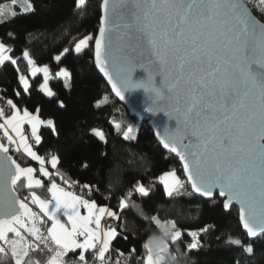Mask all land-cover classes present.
Returning a JSON list of instances; mask_svg holds the SVG:
<instances>
[{"label": "snow or ice", "instance_id": "1", "mask_svg": "<svg viewBox=\"0 0 264 264\" xmlns=\"http://www.w3.org/2000/svg\"><path fill=\"white\" fill-rule=\"evenodd\" d=\"M85 2L76 0V8L80 9ZM260 3L264 4V0ZM102 9L99 34L95 37V63L108 78L113 91L121 100L130 90L143 88L150 93L152 103L146 111L163 112L169 120L176 121L175 130L165 128L160 143L179 156L192 191L208 198L218 191L220 197L227 198L223 205L225 210L234 202L239 203V222L247 236L264 235V73H257L252 68L257 59L264 66V25L251 18L240 0H120L111 8L109 0H103ZM23 10L32 11V5L27 4ZM125 12L128 15L122 26L113 22L114 17ZM114 31L120 33L122 49L119 54L112 51ZM92 38L89 35L80 40L74 51L81 53ZM124 48L129 51L125 52ZM11 52L10 47L0 42V66L8 61L17 64ZM137 54L140 63L133 65L130 61ZM23 59L32 77L43 74L39 91L49 98L54 97L56 93L48 84L52 79L49 68L37 67L28 51L23 52ZM55 60L59 63L61 56L57 55ZM110 64L117 69L116 76L110 71ZM135 67L147 71L146 80L132 81ZM157 75L162 77L159 88L154 85ZM56 78L63 79L66 88L70 87L71 77L67 70L61 68ZM18 79L27 94L28 79L23 74H19ZM7 105L11 114L6 115L0 108V129L8 144L0 143V153L7 154L10 147L15 151L22 149L40 164V175L49 178L45 160L33 150L23 125L30 127L32 140L40 145L41 126L56 132L54 121L42 120L39 108L32 114L27 108L21 112L12 99L7 100ZM60 107H64L63 101H60ZM115 127L119 129L120 124ZM132 132L130 126L124 131L123 139L135 140L137 137ZM95 136L104 140L98 131ZM49 163L55 169L58 157L52 155ZM2 174L6 186L10 180L12 191L0 207V253L10 250L14 264H24L29 252L43 244L52 252L47 264H66L64 257L76 250H80V264H89L86 257L89 250H92L94 264H113L108 253L113 240L120 234L116 227L102 225V219L119 220L117 212L52 182L48 187L50 200L29 193L30 203L51 221L44 235L38 226L44 221L29 206V198L20 199L15 193V186L22 178L24 187L29 190L42 186V181L34 178V169L21 167L7 157ZM159 181L169 197L184 187L175 171L161 175ZM65 183L73 186L68 181ZM82 188L89 189L91 194L89 184H83ZM135 192L149 195L139 183ZM132 195L129 191L119 200L121 212L128 207ZM81 208L86 214H81ZM61 215L67 223L61 222ZM152 220L166 239L155 245L156 255H153L152 241L143 245L147 253L143 264H163L165 256L170 254L169 240L177 244L182 239V232L175 223L162 224L155 216ZM209 227L187 233L191 237V243L186 245L189 251L200 247L199 236ZM24 233L32 237V241L27 240ZM229 243L242 247L249 255L254 253L252 243L244 245L239 238L230 239ZM131 252L135 253L136 249ZM120 255L124 254L121 252ZM115 264H120L119 258Z\"/></svg>", "mask_w": 264, "mask_h": 264}, {"label": "trees", "instance_id": "2", "mask_svg": "<svg viewBox=\"0 0 264 264\" xmlns=\"http://www.w3.org/2000/svg\"><path fill=\"white\" fill-rule=\"evenodd\" d=\"M100 2L86 0L85 5L77 9L76 0H0V42L12 49L10 55L17 60L16 65L8 61L0 66V101L5 106L7 100L12 99L20 110L27 108L30 112L39 108L42 120L52 119L56 132L41 127V144L35 145L34 150L46 159L52 155L59 159L57 167L50 170L49 178H45L32 159L10 147L7 154L11 159L21 167H32L34 178L42 181L41 187L34 186L29 190L24 187L22 178L15 186L16 195L20 199L29 198V206L44 221L38 226L46 235L51 223L36 205L30 203L29 193L50 200L48 187L52 182L67 189L65 181L81 186L89 184L91 194L86 189V196L79 192L76 195L118 213L120 218L115 221L120 235L113 240L108 257H117L122 264H143L147 254L143 245L150 238L162 237L161 230L152 220L154 216L162 224L175 223L182 232V239L177 244L169 240L170 254L175 255L176 264H264V235L250 241L241 229L236 208L231 207L225 212L217 195L209 201L193 195L177 158L161 149L147 122H139L129 115L95 70L93 39L99 26ZM27 4L32 5V11L23 10ZM249 7L264 23V4L252 2ZM83 33L93 37L85 50L77 54L69 49L58 63L55 56L64 52L71 40ZM24 51L29 52L37 66L49 68L52 79L48 84L56 93L54 97L49 98L39 91L43 77L41 74L29 75L27 62L23 59ZM61 68L70 73L68 88L63 80L56 78ZM19 74L28 78L30 88L27 94L20 86ZM60 101L64 103L63 108ZM116 124H120L119 129ZM135 125L139 126L137 138L125 141L124 131ZM95 129L102 132L103 141L95 136ZM0 143L7 145L1 135ZM171 171L176 172L184 187L169 197L159 177ZM138 183L148 190V196L135 192ZM129 191L133 195L128 207L121 212L119 200ZM123 219L137 228L135 235L121 230ZM205 226L211 227L200 234V247L189 251L186 245L191 243V237L187 233ZM24 235L32 241L27 233ZM12 238L9 234V239ZM235 238L241 239L244 245L252 243L254 253L249 255L242 247L231 245L229 240ZM49 244L54 247L51 242ZM133 248L135 253L131 252ZM51 255L52 252L40 244L38 249L29 252L24 264H46ZM64 258L66 264H76L75 256L68 253ZM0 264H14L10 250L0 253Z\"/></svg>", "mask_w": 264, "mask_h": 264}, {"label": "water", "instance_id": "3", "mask_svg": "<svg viewBox=\"0 0 264 264\" xmlns=\"http://www.w3.org/2000/svg\"><path fill=\"white\" fill-rule=\"evenodd\" d=\"M240 2L242 4H244L245 8L248 11V14L251 16L252 19L256 20L259 24L264 25V23L261 22L254 15V13L251 11L249 5L244 0H240ZM102 3H103V0H101V2H100V19L103 15ZM119 3H120V0H109V7L111 8V6L113 4H119ZM127 15L128 14L126 12L123 15L118 14L116 17L113 18V22L122 26L123 23L125 22V18L127 17ZM100 19H99V26H98L97 32H96L94 39H93V66H94L95 70L101 76V78L103 79L105 84L107 85L112 96L115 97L117 99V101L125 107V109L129 113V115L134 117L139 122H147L148 127L151 129L156 141L161 146V149L165 153L171 154L177 158L178 163L182 169L183 177L185 178V180L187 182V177L183 171V163L181 162L179 156L176 155V153H173V152L169 151L168 149L164 148L163 145L160 143V140L164 134L165 128L167 127L170 131L175 130V128L177 126L176 121L174 119L169 120V118L163 112H158V113L153 114L149 111H146V109L149 107V105L152 103V101H151V94L148 92H145V90L143 88L136 89V90H130V91L126 92L124 94V96H125L124 100H121L120 97H118L116 95V93L113 91L112 85L108 82V78L105 77L104 74L96 66V63H95V37L99 34L98 30L100 27ZM119 37H120L119 32L114 31L112 33V45H113L112 51L116 54H119L121 49H122V45H121ZM123 50L125 52L129 51L127 48H124ZM147 58H148V54L146 52L145 56H144L145 62L147 61ZM130 63L133 65L139 64L140 63L139 55L138 54L133 55ZM109 67H110V71L112 72L113 76H116L117 69L113 68L111 64ZM252 68L257 73H264V66H262V62L259 59H257V62L253 63ZM146 78H147V71H144L143 69H141L139 67L134 68V72L132 74V81L134 83L146 80ZM161 79H162V77L159 75L154 77L155 87L159 88L161 86ZM7 157H10V156L8 154L0 153V207H2L5 204L7 195L10 194V192L12 191V186L10 184V180L7 182V186H6L5 180H4V177L2 174V168H3L4 163L7 161ZM9 167H11L10 163H9ZM188 185H189L190 190L193 193V195L200 197L205 201L212 200L214 195H217L218 198L220 200H222V203L224 205V202L227 199L226 197H220L218 191L214 192V195L211 198L203 197V196L199 195L198 193H194L191 189V185L189 183H188ZM231 207H234L237 209L238 218H239V211H240V207H241L240 204L234 202L232 205H230L229 209L225 210L224 206H223V209L225 212H228ZM240 226H241V224H240ZM241 229H242L243 233L247 236V234H246L245 230L242 228V226H241ZM261 236H259V237H261ZM259 237L249 238L247 236V238L250 241H253Z\"/></svg>", "mask_w": 264, "mask_h": 264}, {"label": "crops", "instance_id": "4", "mask_svg": "<svg viewBox=\"0 0 264 264\" xmlns=\"http://www.w3.org/2000/svg\"><path fill=\"white\" fill-rule=\"evenodd\" d=\"M37 66V65H36ZM37 67H40V66H37ZM38 74H41V73H38ZM37 74V75H38ZM30 75V74H29ZM31 76V75H30ZM26 77V76H25ZM27 78V77H26ZM28 79V78H27ZM61 80H63V79H61ZM18 81H19V79H18ZM64 81V80H63ZM21 86V85H20ZM22 87V86H21ZM23 88V87H22ZM0 108H2L4 111H5V114H6V110H5V108H7L8 110H9V114H6V115H10L11 114V109L9 108V106L6 104L5 106H2V105H0ZM23 110H21V112H22ZM32 114H36V111L35 112H31ZM46 121V120H45ZM0 123H2V121H0ZM41 127H45V126H41ZM138 128H139V126H138ZM138 128H136V127H134V129H133V132H132V135H135L136 136V134H137V131H138ZM23 130H24V133H25V135L28 137V142L32 145V147H33V150H34V147H35V142H34V140H32V138H31V135H30V127L27 125V124H24L23 125ZM9 133L10 134H12L11 133V130L9 129ZM0 135L1 136H3V130L2 129H0ZM12 135H14V134H12ZM4 137V136H3ZM5 140H6V143L8 144V141H7V139L5 138ZM18 142V141H17ZM35 151V150H34ZM19 152H21V153H23L24 155H26L27 156V154L26 153H24L23 152V150L21 149ZM27 157H29V156H27ZM30 158V157H29ZM44 158V160H45V164H44V167L46 168V170L49 172V173H51L50 172V170L52 169V170H54V168H52V166H51V164L49 163V160H50V157H48V159H46L45 157H43ZM30 159H32V158H30ZM33 160V159H32ZM37 165H38V171H39V169H40V164L37 162V161H35V160H33ZM40 172V171H39ZM53 174H55V172H53ZM162 175H164V174H162ZM57 185H59L60 187H62V188H64L65 190H67V191H69L64 185H62V184H58V183H56ZM162 184V183H161ZM163 185V184H162ZM164 187V186H163ZM91 201V200H90ZM39 209V208H38ZM81 214L82 215H84V214H86L85 213V211H84V209L83 208H81ZM47 218V217H46ZM106 219H110V218H108V217H104L103 219H102V225H104L103 223H104V221L106 220ZM61 222H63V223H67V221H66V218L65 217H63L62 215H61ZM50 223H51V221H50ZM50 226H51V224H50ZM92 227H94V225H92ZM120 228H121V230L122 231H125V232H129V233H131V234H133V235H135L136 233H137V228L134 226V225H132V223H130L128 220H125V219H123L122 221H121V226H120ZM82 239V238H81ZM79 251L80 250H76L74 253H75V259L79 262V260H78V254H79ZM92 250H89V251H87L86 252V257L88 258V254L91 252ZM70 253V252H69ZM65 259V258H64ZM80 263V262H79ZM47 264V263H46Z\"/></svg>", "mask_w": 264, "mask_h": 264}, {"label": "built area", "instance_id": "5", "mask_svg": "<svg viewBox=\"0 0 264 264\" xmlns=\"http://www.w3.org/2000/svg\"><path fill=\"white\" fill-rule=\"evenodd\" d=\"M244 1L248 5H251L252 2H253V0H244ZM0 105H2V102L1 101H0ZM5 110H6V114H9V110L7 108H5ZM71 184L73 186L72 187H69L68 186V190L69 191H72L75 194L79 192V193H82V194L85 193V196L87 195L86 189L82 188L81 185H77L76 183H71ZM103 224H104V226L111 225V226L116 227V228L118 227L117 222L114 219H111V218L110 219H106ZM69 255L70 256H74L75 253L74 252H70ZM92 256H93V253L91 251L90 252V255L88 257L89 264H94L93 259H92ZM72 258H74V257H72ZM109 258L111 259V261L113 262V264H115V261H116L117 257H109ZM119 260H120V264H122V260L121 259H119ZM76 264H79V262L76 261Z\"/></svg>", "mask_w": 264, "mask_h": 264}, {"label": "rangeland", "instance_id": "6", "mask_svg": "<svg viewBox=\"0 0 264 264\" xmlns=\"http://www.w3.org/2000/svg\"><path fill=\"white\" fill-rule=\"evenodd\" d=\"M260 0H253V2H259ZM87 36H89V34H85V33H83V34H81V35H79V36H77V37H75V38H73L72 40H71V42H70V44L68 45V48H67V50H73L74 51V49H75V45L80 41V40H82V39H84L85 37H87ZM85 49H83L81 52H83ZM75 52V51H74ZM65 53V51L64 52H62L61 54H59L60 56H62L63 54ZM76 53V52H75ZM57 56V55H56ZM55 56V57H56ZM45 65H43V66H40V67H44ZM41 75H42V77H43V74L41 73ZM44 79V78H43ZM43 83V82H42ZM134 127H136V128H138V125H135V126H132V128L134 129ZM100 132V133H102L100 130H97V129H95V130H93V133L95 134V132ZM103 135V134H102ZM165 174V173H164ZM133 225V224H132ZM161 236H157V237H153V238H150L149 239V241H152L153 242V246H155L158 242H159V238H160ZM148 241V242H149Z\"/></svg>", "mask_w": 264, "mask_h": 264}, {"label": "clouds", "instance_id": "7", "mask_svg": "<svg viewBox=\"0 0 264 264\" xmlns=\"http://www.w3.org/2000/svg\"><path fill=\"white\" fill-rule=\"evenodd\" d=\"M166 239L165 237H160L159 240H164ZM153 255L157 254V249L155 246L152 248ZM163 264H176V257L175 255L167 254L164 258Z\"/></svg>", "mask_w": 264, "mask_h": 264}]
</instances>
